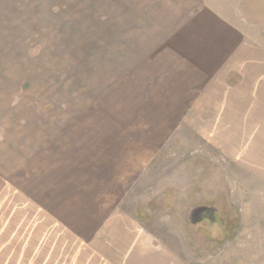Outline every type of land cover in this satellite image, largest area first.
Instances as JSON below:
<instances>
[{"label":"rangeland","instance_id":"rangeland-1","mask_svg":"<svg viewBox=\"0 0 264 264\" xmlns=\"http://www.w3.org/2000/svg\"><path fill=\"white\" fill-rule=\"evenodd\" d=\"M126 6L0 0V139L6 132H119V182L105 186L106 206L133 217L175 264H264V132L175 119L186 115L184 104L178 115L177 105L163 106L174 110L160 119L141 98L166 86L155 76L133 78L131 90L128 82L113 85L103 37L114 15L124 24ZM247 30L264 46V23ZM187 78L179 72L168 82ZM209 124L211 132L194 129ZM197 206L214 208L215 220L190 221Z\"/></svg>","mask_w":264,"mask_h":264},{"label":"crops","instance_id":"crops-1","mask_svg":"<svg viewBox=\"0 0 264 264\" xmlns=\"http://www.w3.org/2000/svg\"><path fill=\"white\" fill-rule=\"evenodd\" d=\"M126 8L124 24L114 15L103 37L110 40L113 85L128 82L131 90L133 78L155 76L166 86L153 85L141 98L160 119L174 110L163 106L177 105L178 115L184 104L186 115L175 119L222 123L223 132H264V46L247 30L264 23V0H127ZM179 72L186 82H168ZM117 133L6 132L0 264H175L133 217L105 205V186L119 182Z\"/></svg>","mask_w":264,"mask_h":264},{"label":"water","instance_id":"water-1","mask_svg":"<svg viewBox=\"0 0 264 264\" xmlns=\"http://www.w3.org/2000/svg\"><path fill=\"white\" fill-rule=\"evenodd\" d=\"M214 215H215V209L214 208H210V207H206V206H197L196 208H193L190 210V212H189L190 219L189 220L193 221V222H197V221H200L206 217V218H209L212 221H214L215 220Z\"/></svg>","mask_w":264,"mask_h":264}]
</instances>
